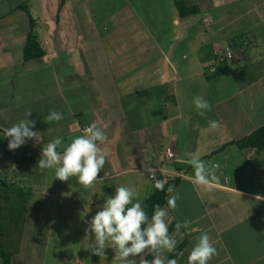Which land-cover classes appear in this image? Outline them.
Wrapping results in <instances>:
<instances>
[{
	"label": "crops",
	"instance_id": "1",
	"mask_svg": "<svg viewBox=\"0 0 264 264\" xmlns=\"http://www.w3.org/2000/svg\"><path fill=\"white\" fill-rule=\"evenodd\" d=\"M177 1L0 0V174L32 194L9 230L11 264H32L23 245L52 239L41 228L58 209L67 229L80 228L78 253L95 261L67 252V264H121L110 242L96 255L86 229L118 186L135 188L143 205L157 189L149 168L178 180L177 207H163L175 250L185 244L177 264L204 232L217 252L209 264H264V150L235 143L264 126V0H185L198 9L186 18ZM31 31L44 56L26 60ZM224 47L233 59H219ZM196 96L211 105L203 115ZM53 110L63 119L46 123ZM25 119L37 138L10 151L5 129ZM93 123L108 137L97 142L106 163L93 187L37 167L47 143L60 137L62 154ZM193 155L219 177L211 191L194 182Z\"/></svg>",
	"mask_w": 264,
	"mask_h": 264
},
{
	"label": "clouds",
	"instance_id": "2",
	"mask_svg": "<svg viewBox=\"0 0 264 264\" xmlns=\"http://www.w3.org/2000/svg\"><path fill=\"white\" fill-rule=\"evenodd\" d=\"M193 103L201 115L204 110L211 109L208 101L201 96L194 97ZM30 114L31 112L27 116ZM61 119L62 114L55 110L44 117L46 123L59 122ZM209 125L214 129L219 127V122L209 121ZM34 126L35 121L25 119L5 129V137L11 138L8 149L16 150L24 145L26 140L37 138L38 132L32 130ZM107 139L104 131L93 123L85 129V134L75 137L61 154L57 148L62 139L57 137L43 147L37 167L41 171L55 169V178L62 182L76 177L83 187H93L106 163V154L97 142L103 144ZM189 164L194 169V182L203 186L206 191H211L214 185L219 184V177L214 170L207 167V162L193 155ZM147 171L152 179H155V170L149 168ZM164 183L162 180H156L155 187L164 190ZM167 193L168 207L175 209L180 198L179 193L174 186H169ZM167 216V211L156 205L149 220L135 188L118 186L115 188V195L109 197L91 219L86 232L94 234L93 251L100 257L104 256L106 244L110 242L116 252L115 257L121 264H137L136 260L130 257H140L139 264H177V260L164 256V252H173L177 243L169 235ZM189 225L190 221L187 220L177 222L176 231L179 233L181 228L187 229ZM146 252H150L154 259H145ZM216 254L210 236L204 232L191 249L188 264H209Z\"/></svg>",
	"mask_w": 264,
	"mask_h": 264
},
{
	"label": "trees",
	"instance_id": "3",
	"mask_svg": "<svg viewBox=\"0 0 264 264\" xmlns=\"http://www.w3.org/2000/svg\"><path fill=\"white\" fill-rule=\"evenodd\" d=\"M177 9L182 18L192 16L198 13V9L195 7H188L185 0H179L176 2ZM31 27L33 28V20H31ZM44 56V51L42 50L36 36L30 32L28 36L27 45L25 48V59L31 60L36 58H42ZM240 148H255L258 151L264 150V126L256 130L252 134L238 140L235 142ZM178 185V180L172 179L164 186V190L156 189L153 195L142 205L144 211L146 212L149 220L151 219L155 206L159 205L161 208L166 206V199L168 197L167 188L169 186ZM32 194L20 184L13 182H5L0 180V209H4L2 203H7L6 207L12 211V219L14 222L21 220L24 210V202L29 200ZM23 202V203H22ZM19 215V216H17ZM17 218V219H16ZM145 227V226H142ZM173 226H171L168 231L171 233ZM3 227L0 223V247L3 246ZM185 244L180 245L168 259H176V257L183 250ZM150 256L152 254L150 253ZM1 260L2 264H11V255L1 250Z\"/></svg>",
	"mask_w": 264,
	"mask_h": 264
},
{
	"label": "rangeland",
	"instance_id": "4",
	"mask_svg": "<svg viewBox=\"0 0 264 264\" xmlns=\"http://www.w3.org/2000/svg\"><path fill=\"white\" fill-rule=\"evenodd\" d=\"M0 180L9 182V179H7L3 174H0ZM6 205L7 203H2L4 209H0V222L6 236L4 238V246L0 247V255L1 250H4L5 252L9 251V246L11 245L9 238L11 231L9 230L13 228H11V226L14 223L12 219V211L8 210ZM45 215L47 216V221L52 222V226L49 229L47 228L48 224H45L46 227L41 229L46 232L50 230L52 233V239L49 242L46 240L43 243H36L35 240L33 243L23 245L28 248L29 252L36 253L35 257L31 261L32 264H67V252L75 258L83 256V259L88 263L95 262L90 259L89 256L85 254L80 255L78 253L76 242L78 241L80 228L67 229V212L62 209H58L54 212L51 211L49 213H45ZM67 230L70 232V245L67 244ZM85 251L87 252V250ZM0 264H2L1 257Z\"/></svg>",
	"mask_w": 264,
	"mask_h": 264
},
{
	"label": "built area",
	"instance_id": "5",
	"mask_svg": "<svg viewBox=\"0 0 264 264\" xmlns=\"http://www.w3.org/2000/svg\"><path fill=\"white\" fill-rule=\"evenodd\" d=\"M217 56L219 57V59L221 61H224V60H231L234 58V52L233 50L230 48V47H224V48H221L217 51ZM174 157V153L171 152L170 150H167L166 152V158L165 160H170ZM155 170V179H152L150 173H149V178L150 180L153 182L154 186H155V181L156 180H162L164 181V186L168 183V179L166 177H160L158 175V172L161 171L160 169H153Z\"/></svg>",
	"mask_w": 264,
	"mask_h": 264
}]
</instances>
